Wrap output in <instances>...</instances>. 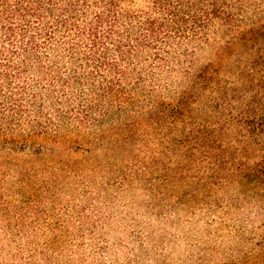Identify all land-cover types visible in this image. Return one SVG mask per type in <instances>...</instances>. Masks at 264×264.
<instances>
[{"label":"rangeland","instance_id":"rangeland-1","mask_svg":"<svg viewBox=\"0 0 264 264\" xmlns=\"http://www.w3.org/2000/svg\"><path fill=\"white\" fill-rule=\"evenodd\" d=\"M241 16L119 99L78 85L3 121L0 264H264V0Z\"/></svg>","mask_w":264,"mask_h":264},{"label":"trees","instance_id":"trees-1","mask_svg":"<svg viewBox=\"0 0 264 264\" xmlns=\"http://www.w3.org/2000/svg\"><path fill=\"white\" fill-rule=\"evenodd\" d=\"M124 1L0 0V139L14 140L3 121L22 126L45 93L58 104L82 85L95 87L97 100L119 99L126 76L168 69L195 39L216 26L232 29L247 5L262 2L148 0L133 12ZM76 98L86 100L82 91ZM77 106L71 114L88 120L91 109ZM251 177L264 174L256 167Z\"/></svg>","mask_w":264,"mask_h":264}]
</instances>
